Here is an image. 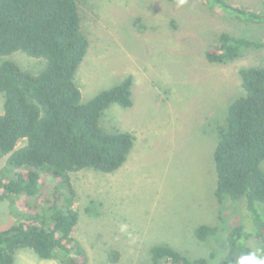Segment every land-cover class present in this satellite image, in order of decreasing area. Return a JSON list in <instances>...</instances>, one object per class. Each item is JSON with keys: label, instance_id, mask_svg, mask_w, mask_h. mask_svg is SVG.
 Here are the masks:
<instances>
[{"label": "rangeland", "instance_id": "obj_1", "mask_svg": "<svg viewBox=\"0 0 264 264\" xmlns=\"http://www.w3.org/2000/svg\"><path fill=\"white\" fill-rule=\"evenodd\" d=\"M227 1L264 14V0ZM76 2L88 40L73 79L81 101L86 103L129 78L132 106L110 105L99 125L105 132L129 133L133 143L115 172L84 169L70 175L78 213L72 236L84 250L87 264H150L149 251L157 245L215 264L211 254L225 251L226 230L232 225L251 226L242 202L215 200L211 154L229 104L243 93L238 71L264 67V23L240 24L203 0ZM223 32L261 47L243 50L233 61L209 63L205 53ZM3 61L31 74L45 66L44 60L20 51L0 57ZM3 100L0 93V114ZM5 160L0 158V170ZM256 207L264 218V204ZM13 222L9 201H1L0 231ZM200 225L217 228V236L200 242L194 235ZM248 246L264 258L260 243L250 238ZM112 250L120 254L115 263L106 259ZM14 264L61 263L20 250Z\"/></svg>", "mask_w": 264, "mask_h": 264}, {"label": "trees", "instance_id": "obj_2", "mask_svg": "<svg viewBox=\"0 0 264 264\" xmlns=\"http://www.w3.org/2000/svg\"><path fill=\"white\" fill-rule=\"evenodd\" d=\"M203 1L240 24L264 23V14L234 7L227 0ZM260 47L223 32L205 57L209 63H226L243 50ZM87 48L76 0H0V57L20 51L45 61L37 74L11 61L0 63V158L6 157L0 170V202L9 201L14 220L0 231V264H14L20 250L61 264H87L72 236L78 213L70 175L84 169L115 172L133 143L129 133L105 132L99 125L110 105L132 106L129 78L81 101L73 79ZM238 75L243 93L229 104L224 125L216 129L213 196L219 204L242 202L251 226L226 230L225 251L211 254L215 264H239L251 253L250 238L260 243L264 256V218L256 207L264 204V67L242 68ZM19 142L23 145L18 147ZM217 234L218 229L208 225L194 231L200 242ZM149 255L150 264H210L164 245L153 246ZM119 258L116 250L106 256L111 263Z\"/></svg>", "mask_w": 264, "mask_h": 264}, {"label": "clouds", "instance_id": "obj_3", "mask_svg": "<svg viewBox=\"0 0 264 264\" xmlns=\"http://www.w3.org/2000/svg\"><path fill=\"white\" fill-rule=\"evenodd\" d=\"M239 264H264V258L257 257L255 253L242 257Z\"/></svg>", "mask_w": 264, "mask_h": 264}]
</instances>
